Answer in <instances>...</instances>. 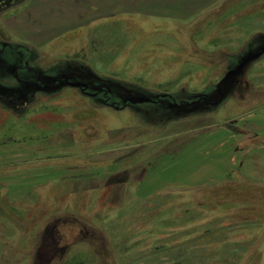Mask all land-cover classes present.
Returning a JSON list of instances; mask_svg holds the SVG:
<instances>
[{
    "label": "rangeland",
    "instance_id": "374dc122",
    "mask_svg": "<svg viewBox=\"0 0 264 264\" xmlns=\"http://www.w3.org/2000/svg\"><path fill=\"white\" fill-rule=\"evenodd\" d=\"M78 1L0 0L1 44L45 87L0 77V143L75 174L23 202L31 221L0 264H264V158L227 174L192 144L264 115V0ZM166 13L183 18L153 17ZM110 173L106 187L71 183Z\"/></svg>",
    "mask_w": 264,
    "mask_h": 264
},
{
    "label": "crops",
    "instance_id": "0c3cea01",
    "mask_svg": "<svg viewBox=\"0 0 264 264\" xmlns=\"http://www.w3.org/2000/svg\"><path fill=\"white\" fill-rule=\"evenodd\" d=\"M46 1V2H45ZM73 2H79L78 0H72ZM82 1V0H81ZM84 0V4H85ZM98 2V0H95ZM109 1V0H106ZM161 1V0H159ZM174 6H180L181 0H174ZM44 2V3H43ZM95 2L94 6H98L99 4ZM119 0H110L109 5L112 6H120V5H127L126 2L122 1L123 3H120ZM36 3L39 6H47L49 8L55 7L57 3H62L64 6L67 4L70 5V0H36ZM97 3V4H96ZM215 0L207 5V8H211L215 5ZM198 4V3H196ZM59 5V4H58ZM103 5V4H101ZM167 5L163 6V4L160 5L161 8H165ZM183 6H190L193 7L191 4H183ZM53 9L48 10L46 13L47 18H53V21L51 23H55L56 19L54 18H65L66 15L64 14L61 16L59 15H53ZM37 12L32 13V18H42V15L38 14L39 10H36ZM198 13V10L187 14L188 16H184L185 18H192L195 14ZM132 13H130L131 15ZM171 13L166 14H159L153 16L154 18H176L180 17L183 18L181 15H176ZM68 18L73 17V13L69 12L67 13ZM118 16V15H117ZM117 16H112L111 18H118ZM145 17V15H143ZM151 17V16H150ZM16 18H23L22 15L18 14L16 15ZM133 18V17H132ZM57 22H59L57 20ZM39 31V29H37ZM2 113L0 112V123ZM252 119L254 120L250 125V127H247L243 125V122L240 123L237 130L238 131H232L226 128H219L214 131H210L207 134L201 136L199 139H196L195 141L192 140V144L197 145H204L206 148H210L205 152L206 155L202 159L205 160H215V161H209L216 164L217 166H225L230 168V166L235 168H230L234 171L230 172L237 173L238 175H241V171L244 168L245 165V159L254 154H261V158H264V138H261L264 134V127L262 126V122L264 121V115H253ZM3 124V123H1ZM1 133V128H0ZM216 133H219L217 135ZM215 140H218V145L215 147ZM188 147L191 144H187ZM187 145L185 147H187ZM37 146H12L8 147L5 142L0 143V260L3 255H5L7 244L6 239L9 237L16 238L18 235L17 232H24L27 228V224L31 221L29 218L26 221H23L20 218V215L22 214L21 205L23 202H32L34 197L36 196V193H39L43 189H47L50 186H52L56 181H66L68 178L70 179L72 176L75 177V174L70 175V168L69 166H62L57 167L55 169L56 172H53L52 170L49 172L40 170L42 168H47L44 166H39L38 162H34V160H31V157L33 155V149ZM187 147V148H188ZM24 148V150H23ZM187 148H182L180 151V154H183L186 152ZM213 148V149H212ZM203 156V155H199ZM259 156V155H256ZM34 162L33 166H30ZM212 166V164H210ZM230 165V166H229ZM55 173V174H54ZM210 174H212L210 172ZM70 175V176H69ZM68 178H66V177ZM113 176L114 174H109L108 177L99 176L98 180L95 179H76V181H72L73 188H76V184L82 185L80 187L86 186L87 184H94L98 183V186L100 187H106L108 184H111V182L114 180ZM210 180L208 182H199V184L195 186H203L205 184L211 183V175ZM101 177V178H100ZM105 178V179H104ZM126 183H129V181H126ZM182 185H188V183H181ZM191 186L194 187V183H190ZM71 185V188H72ZM127 187V186H126ZM91 188V187H90ZM96 188V187H93ZM146 195L145 192H141V195ZM143 195V196H144ZM34 214V213H33ZM2 246V247H1ZM53 249V247H51Z\"/></svg>",
    "mask_w": 264,
    "mask_h": 264
},
{
    "label": "flooded vegetation",
    "instance_id": "af4514ba",
    "mask_svg": "<svg viewBox=\"0 0 264 264\" xmlns=\"http://www.w3.org/2000/svg\"><path fill=\"white\" fill-rule=\"evenodd\" d=\"M18 48L16 46L15 47L9 46V45H7V43L1 44V42H0V77H2L3 79L9 78V77L10 78L16 77L17 78L16 81H18V83H22V82L33 83L32 85H35L36 88L45 89V87L42 86L41 83L37 82L38 80L31 79L34 75H32L31 78L30 77H24V76H28L29 75L28 73H30L34 69L33 68L28 69L27 61L25 60V57L27 56V54H25L24 51L23 52L20 51V49L18 50ZM7 49H9L10 51H13L14 53H17L18 55H20L21 60L24 63H21L20 61H15V59H14L15 54H13L14 56L12 54H9L8 52H6ZM24 50H25V48H24ZM20 74H21V77L23 79L19 76ZM64 81L70 82L69 80H64ZM76 84H79L81 86H85V88H87L85 83L76 82ZM47 87H49V86H47ZM30 90L32 91L31 88H30ZM90 97L96 98V97H98V94L94 93Z\"/></svg>",
    "mask_w": 264,
    "mask_h": 264
},
{
    "label": "water",
    "instance_id": "95a60500",
    "mask_svg": "<svg viewBox=\"0 0 264 264\" xmlns=\"http://www.w3.org/2000/svg\"><path fill=\"white\" fill-rule=\"evenodd\" d=\"M260 54V53H259ZM258 54V55H259ZM257 55V56H258ZM251 57V56H250ZM254 58H256V57H254ZM246 59H248V58H246ZM246 59H244L243 60V62H241L239 65H238V67L235 69V70H233V71H231L230 73H229V78L227 77V80H229V82H228V89L226 90V95H228L229 93H230V90L233 88V86L235 85L234 83H235V78L238 76L239 77V75L241 74V72H243V70L246 68V65L249 63L248 61H250L251 59H253V58H249V60H246ZM225 81H226V79H225Z\"/></svg>",
    "mask_w": 264,
    "mask_h": 264
}]
</instances>
